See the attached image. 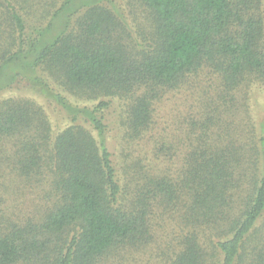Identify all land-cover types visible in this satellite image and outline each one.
Returning <instances> with one entry per match:
<instances>
[{
	"label": "trees",
	"instance_id": "trees-1",
	"mask_svg": "<svg viewBox=\"0 0 264 264\" xmlns=\"http://www.w3.org/2000/svg\"><path fill=\"white\" fill-rule=\"evenodd\" d=\"M105 1L0 0V93L27 82L71 119L56 131L37 100H0V264L114 263L154 241L162 209L182 227L165 264H264V137L244 135L234 112L242 100L246 119L249 91L264 87L263 0H136L150 29L141 39ZM203 73L215 89L187 121L179 175L130 152L117 163L105 138L112 100L136 142L154 129L157 102ZM44 75L99 101L81 107ZM173 149L155 140L159 161ZM26 186L31 206L19 210L11 190Z\"/></svg>",
	"mask_w": 264,
	"mask_h": 264
},
{
	"label": "rangeland",
	"instance_id": "rangeland-1",
	"mask_svg": "<svg viewBox=\"0 0 264 264\" xmlns=\"http://www.w3.org/2000/svg\"><path fill=\"white\" fill-rule=\"evenodd\" d=\"M105 2L115 10L119 17L123 18L128 34L132 38H142L141 31L139 32L138 29L140 26H144V35L146 37L148 36L150 29L147 21L144 19L146 14L142 13L143 9L140 7L138 1L107 0ZM44 76L51 83L52 87L66 95L70 101L81 107H92L99 101V99H83L69 92H65L61 87L53 83L47 75ZM206 78H208V76L205 73L201 76L198 75V78L194 79L191 84L171 90L165 95L163 100H159L156 104L154 129L144 139L136 142H128L126 139L124 130L121 126L120 113L122 112V104L120 100L113 99L111 106L106 112L107 130L105 138L107 146L112 151L117 163L122 164V159L124 157L123 152H130V156L143 157L146 162H150V165L154 164V171H161L162 169V172L177 177L185 163V156L192 146L186 136L187 123L190 121L191 116L197 117L201 108V96L204 95L205 88L209 87V85L211 88H214L209 83L210 80L207 82ZM213 95L214 93L211 92L212 99L210 101L216 100L219 93ZM241 95L243 94H240V96ZM249 95L250 100L246 119L242 118V112H245L242 107V100L236 101L237 105L234 112H237V114L240 115L239 118L244 120L241 121V123L245 125L242 131L244 135L250 134V131H252V135L255 136L258 143L263 145V141L261 142L260 138L264 137V87L261 85L252 86ZM8 97H26L37 100L45 107L52 121L53 128L56 131L63 129V127L71 122L70 114L58 105L54 99L31 87L27 82H21L13 88L3 90L0 93V100ZM207 112L208 111H204V113ZM209 114L220 115L213 111ZM225 118H227V115H225ZM79 122L85 124L81 116ZM86 125L89 126V124ZM237 126L238 130L235 133V139L243 136V134L240 135L242 129L239 130V122H237ZM93 133L99 139L97 131H93ZM162 138L165 139L167 144H173L174 149L170 151L164 150L163 153L161 152L159 156L161 157V161H159V158H156L154 154V145L156 139L162 140ZM241 139H245V137H241ZM194 143V145H196L198 141ZM173 151L174 153H172ZM259 168L260 172H264L263 153L260 155ZM4 171L9 173V168H7L6 165H4L2 173ZM29 188V186H26L25 190L22 189L20 193H14L17 189L11 190L13 197L10 198V204L17 205L19 210H26L28 206H31L30 200L32 201V199H30V197L32 195H30ZM171 215L172 217L166 215L162 209V220L157 219V222L155 221L156 234L154 241L148 244L146 248L129 250L130 252L120 255L115 259L116 261L111 264H165L166 259L171 256L167 254V252H172L174 250L171 246L176 245V249L178 248V243L175 240L182 232V227L179 228L177 226V215ZM263 223L264 214L257 221L258 227L262 226ZM187 228L189 229L190 227ZM262 233L260 239H264V231ZM172 242H174V244H172Z\"/></svg>",
	"mask_w": 264,
	"mask_h": 264
}]
</instances>
